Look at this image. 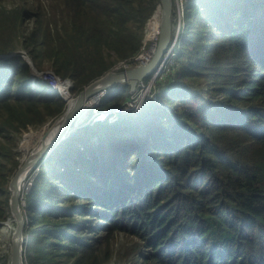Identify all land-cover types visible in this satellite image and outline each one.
I'll return each mask as SVG.
<instances>
[{
    "label": "trees",
    "instance_id": "1",
    "mask_svg": "<svg viewBox=\"0 0 264 264\" xmlns=\"http://www.w3.org/2000/svg\"><path fill=\"white\" fill-rule=\"evenodd\" d=\"M66 1L73 15L61 27L70 32L65 35L71 46L63 45L57 34L42 37L41 23L23 46L39 52L34 58L48 57L57 74L71 75L80 91L106 72L96 58L104 43L114 41L111 34L99 35L102 26L115 27L136 6L159 0ZM224 7L234 19L223 15L218 20ZM205 14L213 25L221 24L222 36L214 43L202 33L200 18ZM184 20L175 66L157 80L161 87V80L169 82L158 94L160 106L149 103L115 124L74 131L37 172L26 195V211L30 217L38 215L36 222L26 220L28 264L34 257L41 264L68 256L89 261L98 246L92 239L115 234L131 235L148 248L150 264H264V111L254 106L264 102V0H187ZM76 37L86 44L83 51L76 49ZM239 63L247 67L240 75L247 77L244 81ZM232 77L237 78L230 82ZM196 82L211 87L209 92L227 108L222 118L211 113V101L189 87ZM29 84V69L18 55L0 58V112L9 124L27 117V106L45 107L50 117L65 110L55 94L44 93L50 91L46 84L31 92ZM20 87L26 88L23 94L16 92ZM128 89L126 83L116 87L117 93L102 100L101 107L128 102ZM10 102L16 106L10 108ZM2 129L9 127L0 125V133ZM124 132L132 142H125ZM91 136L99 137L100 144L93 146ZM3 156L0 153V192L9 178ZM78 163L85 166L76 170ZM46 174L59 186L43 182ZM47 187L51 190L45 191ZM69 198L76 202L68 203ZM86 201L88 207H80ZM91 216L106 222L91 228L101 236L92 238L86 231ZM5 217L0 212V221ZM76 217L81 224L73 221ZM136 259L141 264V256Z\"/></svg>",
    "mask_w": 264,
    "mask_h": 264
},
{
    "label": "rangeland",
    "instance_id": "2",
    "mask_svg": "<svg viewBox=\"0 0 264 264\" xmlns=\"http://www.w3.org/2000/svg\"><path fill=\"white\" fill-rule=\"evenodd\" d=\"M171 1L173 5L172 22L175 28L172 40L173 43H175L176 40L182 35L185 24L184 16L182 21H180V23L178 22V16H180L179 12L181 9H185L186 7L185 0H182V3L181 0ZM159 5L160 1H155L152 5L149 3H142L140 6H136L134 10L128 11L127 13L123 14V16L119 18L118 22H116L115 27L110 28V26H108L105 28L104 26H102L103 31L100 32L99 35L111 34V40L114 41V43H104L101 47V54H99L96 58V60H101V62L98 63L99 66H103L105 69L107 67L104 74H106L107 72H113L116 67L120 66L119 64L121 62L129 59L131 61L129 69L140 65L142 63L141 61H144L145 63L146 61H149L151 59L155 50L158 36L156 32L149 38L148 26L152 22V17L154 16L155 12L159 10ZM72 15L73 12L66 0H0V51L7 52V54H3L5 58H11L15 55H18L22 64L29 69V74H31V72L39 75L44 74L43 80L46 81L49 80V77L52 74L55 77L60 78V80H65L67 83L72 82L73 89L71 87V89L67 91L68 95L65 97V101H62L67 106L69 105V99L75 98L82 89L80 91L75 90V82L71 75H63L62 73H60L61 75L57 74L48 57L41 56L38 58H34L32 55L39 52H33L32 46L24 48L23 44L25 41L28 42L31 36H35L38 29V24L41 23V29L44 31V35H42V37H45L47 33H50L51 35L57 34L60 39H63L65 41L63 45L70 47L71 44L68 42V39L65 35V32L66 34H69L70 32L66 29H63L61 26L62 22L66 21V19ZM221 15V17H218V20H221L223 18V15L228 17L229 21L235 18L233 12L230 11L227 7H224L222 9ZM149 19L150 23L147 26L145 36H143V32ZM200 23H203L201 25L202 33L208 36V38L205 40H212V43H214L213 39H218V37L222 36L219 31V25L221 24L218 23L217 25H213V23L209 21L207 14L203 15L200 18ZM92 43L96 46V42ZM178 44L179 43H175V50L178 47ZM75 47L79 51H83L86 47V44L83 42L82 38L76 37ZM86 49L91 50V48ZM29 55H31L32 59ZM33 64L36 65L38 69H36ZM172 66H175L174 61L172 63L168 62L167 64H163L158 73L160 75L156 78L158 79L164 73L168 74ZM246 71L247 67L240 65L238 72L239 78L240 75L245 74ZM86 78L87 74L85 73L82 76L81 80L84 81ZM236 78L237 77L230 78V82H233V80ZM246 78V76H242L240 78V81H244ZM65 81L62 82L65 83ZM93 81H91L90 83H92ZM90 83L83 86V88L88 86ZM161 83L164 84L163 87L160 86L159 82L157 83L156 81H152L149 84H139L136 92H130L129 89L125 91L124 94L126 97L128 96V102L124 103V105L127 106V109H131V113L136 111L133 116L135 114H138L141 109H143L149 103L160 106L158 102V93H160L162 89H166L165 87L169 82L164 79L161 80ZM39 85V82H33L32 80H30L28 91H33V89L38 88ZM175 87L176 86H173V88ZM189 87H193V91L197 93L201 99H206L213 103L215 110L213 108L211 113H213L215 117L222 118L224 116L227 108L225 106H222L218 96H215L211 91L209 92V89L211 87L200 84L199 82H196L195 84L189 83ZM154 89H158V93L154 92ZM48 90H52V88ZM25 91L26 88L25 90H23L21 87L16 90L17 93L21 94H23ZM44 93L52 94L53 92H48L47 90H45ZM174 99L176 98L174 97ZM10 103V108L16 106L15 103ZM98 103L99 107L97 108L102 109L101 102ZM254 106L256 107V109L264 111L263 101H256ZM27 107L29 110L28 116L17 117L15 122L10 124L7 122L6 114H2L0 112V125L9 127V129H2V132L0 133V153L4 155L1 164L8 170L6 173L9 175V178L6 180V186L0 192V212H4L6 214L11 213L9 207V200L11 196V192L9 190V182L18 168L24 163V159H27L29 154L34 150L38 143V141H35V137L33 136L28 144H24V137L26 135H29L30 133H37L43 129H46L45 126L53 124V122L56 121L59 116H48L45 107L42 108L34 105ZM17 108L23 109L22 106H18ZM98 109L94 108V110ZM28 123L29 125L25 129H21L22 125ZM15 128L20 129V131L15 132ZM7 132L9 133L8 135ZM122 137L126 140L125 142L133 141L131 139V135L128 132H124ZM90 143L93 146L99 145V137L91 136ZM24 148H26V151L22 152ZM100 153L101 152H97V154ZM21 159L23 162L22 164H20ZM89 161L94 160H92L91 158L89 159ZM48 162V159L47 161H45L44 159L42 161V164H39L38 167L30 171L25 181L26 186L31 178V174L33 172L40 171V168L46 167ZM79 163L75 167L76 170H79L83 166H85L83 164L80 165ZM86 165H90V163L87 162ZM118 168L119 166H116V170H118ZM48 178L49 175L46 174L43 182L48 180ZM48 182L49 185L59 186V184H57V181H54L52 179L48 180ZM24 186L25 183L21 187L20 197H22L23 199H28V196L26 197V194L30 192V187L25 186L24 189ZM49 190H51V187H47L45 191ZM43 193L44 191L39 194L41 198L43 197ZM70 199L71 198H69L68 201H70ZM59 205L63 207L64 202H61L60 200ZM79 205L80 207L86 208L88 207V201L81 202ZM88 210L93 209L88 208ZM30 213L31 211H26V209H24L21 213V217L23 218L22 220H24L25 224L29 223L26 220L30 218L32 219V222H36V218L38 217V215H32V217H30ZM70 217L71 215L68 216V218ZM93 218V216L89 217L90 223L89 227L86 229V231L92 238L100 236L102 233H95V231H91V228H93V226L95 225H100V223H106L103 220H94ZM73 221L77 224H81V219L79 217L74 218ZM14 223H11L9 217L7 221L8 228H6V226L2 227L4 229L6 228L7 232L3 233L2 238L0 237V264L10 263V248L12 229L15 227ZM131 237L132 236L128 234H115L104 240L102 238H99L98 241L97 238H95L94 240L92 239L93 244L98 246L96 247L97 251L93 254L91 260L87 261L86 256L81 258H78L77 256H68L62 257L54 264H138V260L136 259L137 255H140L142 258L141 264H150V250L143 247ZM31 262L33 264L41 263V261L38 260L37 257L32 258Z\"/></svg>",
    "mask_w": 264,
    "mask_h": 264
},
{
    "label": "water",
    "instance_id": "3",
    "mask_svg": "<svg viewBox=\"0 0 264 264\" xmlns=\"http://www.w3.org/2000/svg\"><path fill=\"white\" fill-rule=\"evenodd\" d=\"M158 9L160 13V23L157 34L158 39L151 59L126 71L107 72L81 90L78 95L72 99L73 102L69 103L65 110L58 116L59 118L53 122L54 124L52 125L49 133L39 141L38 146L34 148L12 177L9 188H13V193L10 196L9 203L11 211L13 212L17 222V228L12 238L10 264H22L19 251L22 219L16 213L19 198V188L16 184L20 179V175L27 169L29 170L36 163V161L59 139L68 126L72 125L73 129H78L83 125L89 116V112L97 106L95 101L102 92L108 88L120 86L125 83L128 84L129 91L133 92L135 91L138 82L148 78L159 69L163 60L162 57L166 52L172 37V1L160 0ZM0 57L5 56L0 55ZM89 100H93L92 104H87ZM82 106L86 107L80 109ZM27 171L25 173H27Z\"/></svg>",
    "mask_w": 264,
    "mask_h": 264
},
{
    "label": "clouds",
    "instance_id": "4",
    "mask_svg": "<svg viewBox=\"0 0 264 264\" xmlns=\"http://www.w3.org/2000/svg\"><path fill=\"white\" fill-rule=\"evenodd\" d=\"M160 1V0H159ZM186 1L187 0H185V7H186ZM181 3H182V0H181ZM173 6V5H172ZM159 7V6H158ZM186 9V8H185ZM185 9H181L180 10V12H179V14H180V16H178V22L180 23V21H182V19H183V16L185 17ZM174 31H175V28H174V26H173V31H172V37H173V34H174ZM158 34V33H157ZM172 37H171V41H170V43H169V46L167 47V49H166V52L164 53V55H163V57H162V63H161V66L159 67V69L156 71V72H154L152 75H150L148 78H145L144 80H142V81H140V82H138L137 83V85H136V88H135V92L137 91V88L139 87V84L140 83H144V84H148V83H150V82H152V81H156L157 82V80L158 79H160V77L161 76H163V75H161L158 79L156 78V77H158L160 74H158L159 73V71H160V69H161V67L163 66V64H167L168 62L169 63H172L173 62V56H174V48H175V43H177V40H176V42L175 43H173V40H172ZM180 38V37H179ZM156 46V45H155ZM0 55H2V54H0ZM2 56H4V55H2ZM0 58H5V57H0ZM142 63H144L143 61H141ZM121 63H129V65L131 64V61H130V59L129 60H126V61H123V62H121ZM141 63V64H142ZM138 66V65H137ZM129 68H127V69H123V68H121V67H119V68H115L114 69V71L113 72H118V71H126V70H128ZM44 74H41V76H43ZM104 75V74H103ZM166 75H164V77H165ZM29 77H30V80H32L33 82H39V83H43V84H46L48 87H49V89L51 88V85H49L45 80H41L40 78H39V74H36V73H34V72H31V74H29ZM101 77V76H100ZM57 78V77H56ZM57 79H60V78H57ZM147 79V80H146ZM60 81H65V80H60ZM123 85V84H122ZM121 86V85H120ZM62 88H64V92H65V94L66 95H68V93H67V91H69L70 89H71V87H72V89H73V85H72V82L71 83H67L66 81H65V83L63 84V86H61ZM116 87H119V86H116ZM116 87H113V88H108V89H106L104 92H102L99 96H98V98L96 99V103H97V106L95 107L96 109H98L97 107H99V103L98 102H102V100H104L106 97H111V96H113V95H115L116 93H117V91L115 90L116 89ZM84 89V88H83ZM82 89V90H83ZM50 91H52L53 93L52 94H55V95H57L59 98H60V100L61 101H65V98L63 97V96H61L58 92H57V90H54V89H52V90H50ZM161 91H163V92H165L166 91V89H162ZM160 91V92H161ZM154 92H157L158 93V89H154ZM159 94V93H158ZM78 95V94H77ZM72 100V99H71ZM127 103V102H126ZM122 105H124V104H122ZM121 104L119 105V106H115V107H112V108H102V109H98V110H92V111H90L89 112V116H88V118L86 119V121L83 123V125L82 126H80L78 129H84V130H86L85 128H88V127H92V126H94L95 124H93L92 126H88V120L91 118V116L94 114V112L95 111H102V110H112V109H115V108H117V107H120V106H122ZM67 107V105H65V108ZM86 106H82L80 109H82V108H85ZM136 112V111H135ZM135 112H132L131 113V109L130 110H127V111H124V112H122V113H120L119 115H118V119H117V121H115V122H112V123H109L108 121H100V122H97V123H107V124H110V125H112V124H115V123H117L118 121H120V118H121V116L122 115H126V114H134ZM136 115V114H135ZM78 129H73L72 128V125H70V126H68L67 127V129H65V131L62 133V135L59 137V139L36 161V163L27 171V173H26V176H25V180H24V183H25V186H26V179H27V176H28V174L30 173V171L31 170H33L34 168H36V167H38L39 166V164H41L42 163V161L45 159V161L51 156V152H54L57 148H58V146H60V144H62L64 141H66L67 139H69V137L71 136V134H73V132L74 131H76V130H78ZM38 172V171H37ZM37 172H33L32 174H31V178H30V180H29V182H28V184H27V186L26 187H30V191H31V189H32V186H33V183H34V180L36 179V174H37ZM14 176V175H13ZM12 176V177H13ZM12 179V178H11ZM11 181V180H10ZM9 184H10V182H9ZM25 186H24V189H25ZM9 190L10 191H13L12 189H10L9 188ZM12 195V194H11ZM27 195V194H26ZM76 201L73 199V200H71L70 201V204L71 203H75ZM20 203V204H19ZM18 204L20 205V207H19V205H18V210H17V208H16V213L21 217V213L23 212V210L24 209H26V207H27V205H26V199H23L22 197H20V189H19V198H18ZM9 207H10V203H9ZM28 208V207H27ZM10 211H11V208H10ZM11 213H12V217L14 218V222H15V230H16V228H17V222H16V219H15V216H14V214H13V212L11 211ZM10 213V214H11ZM8 215L9 214H6L5 213V219L3 220V221H0V230H1V228H2V225L3 224H5L7 221H8ZM21 219H23L22 217H21ZM94 219V218H93ZM5 221V222H4ZM100 225H106L104 222L103 223H100ZM29 230V228H28V224H25V222H24V220H22V228H21V236H20V241H19V251H20V258H21V262H22V264H28V260H27V256H28V245L29 246H31V239L28 237V235L26 234V232ZM15 233V232H14ZM101 234V233H100ZM14 235V234H13ZM102 235V234H101ZM100 235V236H101ZM121 235V234H120ZM12 238H13V236H12ZM30 250H31V248H30ZM11 252H12V242H11V249H10V259H11ZM10 264V263H9ZM41 264V263H40Z\"/></svg>",
    "mask_w": 264,
    "mask_h": 264
},
{
    "label": "bare ground",
    "instance_id": "5",
    "mask_svg": "<svg viewBox=\"0 0 264 264\" xmlns=\"http://www.w3.org/2000/svg\"><path fill=\"white\" fill-rule=\"evenodd\" d=\"M153 15V14H152ZM149 23V22H148ZM147 23V24H148ZM159 23H160V13H159V10H157L156 12H155V14H154V16L152 17V22L149 24V26H148V36H149V38H150V36L152 35V34H154V33H158V28H159ZM146 28H147V25H146ZM146 30V29H145ZM145 32V31H144ZM144 62V61H143ZM147 62V61H146ZM58 87H60V86H58ZM61 96H63L64 98L67 96L66 94H65V92H64V88H61V90H60V93H59ZM72 103L73 102V100H71V99H69V103ZM92 102H93V100H89L88 101V103L87 104H92ZM87 106H90V105H87ZM59 118V117H58ZM54 124V123H53ZM53 124H51V125H48V126H45L46 127V129H43V130H41V131H39V132H37V133H30L29 135H26L25 137H24V139H23V142H24V144L25 143H27L28 144V142L30 141V139L34 136L35 137V141H38V143H39V141L40 140H42L48 133H49V131H50V129H51V127H52V125ZM23 138V137H22ZM21 141V140H20ZM38 143H37V145H36V147L38 146ZM63 145H64V143H63ZM35 147V148H36ZM24 151H26V148H24L23 150H22V152H24ZM52 153V152H51ZM53 155V154H52ZM26 159V158H25ZM25 159H24V161H25ZM23 161V162H24ZM22 162V159L20 160V164H22L23 163ZM42 164V163H41ZM44 164V163H43ZM28 170V169H27ZM26 170V171H27ZM25 171V172H26ZM22 173L21 175H20V179H19V181L17 182V184H16V186L20 189V191H21V187L24 185V180H25V176H26V173ZM13 189V188H12ZM16 190H17V188H16ZM11 192V194L13 193V191H10ZM10 217V221H11V223H14V218L11 216V214L9 213V215H8V218ZM7 222L5 223V224H3L2 225V227H4V226H6V228H8L7 227ZM11 225V224H10ZM14 226H15V223H14ZM6 228L4 229V228H1V230H0V237L2 238V236H3V233H6L7 232V230H6ZM14 232H15V227L12 229V236H13V234H14ZM11 242H12V239H11ZM11 249V248H10Z\"/></svg>",
    "mask_w": 264,
    "mask_h": 264
},
{
    "label": "built area",
    "instance_id": "6",
    "mask_svg": "<svg viewBox=\"0 0 264 264\" xmlns=\"http://www.w3.org/2000/svg\"><path fill=\"white\" fill-rule=\"evenodd\" d=\"M119 65H120L119 67L123 69L129 68V63H120ZM119 67H116V68H119ZM39 78L42 80L43 76L39 75ZM46 82L49 85H51L52 89L57 90L58 93H60V90L62 88L61 86H63L64 84L62 81H60V79H57L52 74L50 75L49 80ZM127 110H130V109H127L126 105H122L112 110L95 111L94 114L91 116V118L88 120V126H92L93 124L100 122V121H108L109 123L115 122L118 119V115Z\"/></svg>",
    "mask_w": 264,
    "mask_h": 264
}]
</instances>
